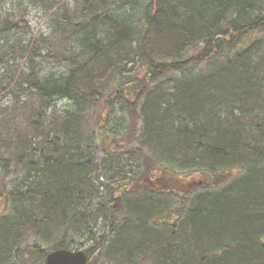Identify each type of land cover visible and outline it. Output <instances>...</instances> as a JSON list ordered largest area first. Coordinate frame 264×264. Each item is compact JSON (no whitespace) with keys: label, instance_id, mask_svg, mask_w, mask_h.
Here are the masks:
<instances>
[{"label":"trees","instance_id":"1","mask_svg":"<svg viewBox=\"0 0 264 264\" xmlns=\"http://www.w3.org/2000/svg\"><path fill=\"white\" fill-rule=\"evenodd\" d=\"M82 10L55 18L64 49L13 43L24 22H0V264L78 248L97 263L264 264V0Z\"/></svg>","mask_w":264,"mask_h":264},{"label":"rangeland","instance_id":"2","mask_svg":"<svg viewBox=\"0 0 264 264\" xmlns=\"http://www.w3.org/2000/svg\"><path fill=\"white\" fill-rule=\"evenodd\" d=\"M85 0H0V22L3 21V19L13 20L14 22H17L21 26V22H24V29L23 28H14L13 34H10V40L13 41V43L17 42V39H26L29 40L31 38L35 39L32 44H37L39 48H44L43 45L50 46V48L54 49L58 47V43L61 45V49H64L66 44L70 42L72 39L67 38L64 40L63 37L59 36V33L57 34V31L60 30L57 26V22L55 21L58 19H61V16H72L74 21L82 20L79 19L81 16V12H83L82 8L84 7ZM64 7V8H63ZM125 8H119L117 10V14L124 13ZM67 12V13H66ZM33 37H31V36ZM73 42L69 43V46ZM38 52V51H36ZM31 52H27L29 55ZM50 56L51 51L49 52ZM17 55H15L16 57ZM33 56L35 57V52L33 53ZM12 58V57H11ZM36 63L38 64L39 71L42 70L44 72H49L50 70H53L56 68V65L53 61H55L53 58H43L40 54L35 58ZM35 62V61H34ZM18 65V69H25L27 68L26 61L20 60L17 63H14L13 66ZM36 67V66H35ZM34 67V68H35ZM129 78V77H128ZM119 80V81H118ZM118 81V87L122 88L123 82H121V79L116 78L115 82ZM106 91H104V94L100 96V103L94 109L93 112V121L92 123L94 125L95 133L98 137V139H101L103 136H105L107 133L103 129L101 125H99V122L102 118V114L106 109V106L108 104V99L111 98V96L108 98V95L105 94ZM7 94V92L5 93ZM1 96V95H0ZM3 96V95H2ZM3 100L1 101L2 105H6L9 103L10 98L8 95H4L2 97ZM130 119V123H132V120H135L134 122V130H132L131 136L128 139L126 145L122 143V145L127 148H137L139 147L138 144V136H139V117L137 116V113L132 116L128 115ZM3 152V150H1ZM144 158L141 159L142 163L143 161H146L145 154L148 153L143 149L142 151ZM103 157V152H101L98 149L97 152V159L98 161L100 158ZM199 179V178H198ZM101 181V180H100ZM83 249V248H82ZM100 253L95 254L91 257V260L93 259H100ZM112 264L109 262H104L103 259L99 261V264ZM142 264H151L149 261H146Z\"/></svg>","mask_w":264,"mask_h":264},{"label":"water","instance_id":"3","mask_svg":"<svg viewBox=\"0 0 264 264\" xmlns=\"http://www.w3.org/2000/svg\"><path fill=\"white\" fill-rule=\"evenodd\" d=\"M44 264H87V256L82 250L56 249L48 253Z\"/></svg>","mask_w":264,"mask_h":264},{"label":"bare ground","instance_id":"4","mask_svg":"<svg viewBox=\"0 0 264 264\" xmlns=\"http://www.w3.org/2000/svg\"><path fill=\"white\" fill-rule=\"evenodd\" d=\"M132 18V17H131ZM140 128H141V122H139V134H140ZM139 137V136H138ZM121 182V181H120ZM118 183V184H124L123 182H121V183ZM46 257H47V255L45 256V260H44V263H45V261H46Z\"/></svg>","mask_w":264,"mask_h":264}]
</instances>
